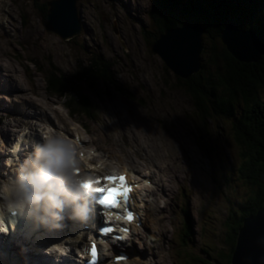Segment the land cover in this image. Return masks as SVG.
<instances>
[{"label": "rangeland", "instance_id": "1", "mask_svg": "<svg viewBox=\"0 0 264 264\" xmlns=\"http://www.w3.org/2000/svg\"><path fill=\"white\" fill-rule=\"evenodd\" d=\"M48 1L0 0V79L21 87L35 103L76 119L94 142L108 150L124 145L128 156L138 160L147 155L136 144L142 140L147 149L166 157L169 150L178 153L181 168L191 178L183 192L192 204V217L189 225L183 221L179 194L160 225L162 237L152 264H205L207 260L221 264L219 253L230 249L228 214L253 190L239 176L246 148L237 140L233 120L214 114L203 124L197 118L184 83L153 50L158 24L151 17V0H77L82 28L68 38L46 29ZM203 45L205 74L216 75L225 45L216 30L203 34ZM98 56L112 64L119 88L102 80L79 81L82 66ZM54 67L68 79L67 95H53L47 89V76ZM2 92V97L11 94ZM79 93L92 103L94 117L90 110L81 113L78 105L67 108L66 101ZM256 97L248 104L240 98L236 115L249 113L256 100L264 102V90ZM9 126L6 121L4 128ZM210 169H218V178ZM173 185L176 189L177 181ZM185 232H191L187 245Z\"/></svg>", "mask_w": 264, "mask_h": 264}, {"label": "trees", "instance_id": "2", "mask_svg": "<svg viewBox=\"0 0 264 264\" xmlns=\"http://www.w3.org/2000/svg\"><path fill=\"white\" fill-rule=\"evenodd\" d=\"M151 5V17L158 24L155 39L163 30L176 27L183 20L199 21L207 32L216 30L219 37L227 22L232 21L240 28L252 29L264 39V0H151ZM45 6L47 12L48 4ZM223 50L220 58L222 64L216 62V75L208 77L205 74L206 65L202 62L200 71L187 79L179 80L192 97L197 118L203 124H207L214 114L232 119L237 140L246 148L242 153L244 160L238 172L253 190L244 202L230 210L227 220V243L230 249L227 253H219L221 264H231L244 219L255 214L262 207L264 199V102L256 100L252 107L262 110L258 120L253 119L248 111L246 115L241 113L240 116L235 113V106L240 98L248 104L250 100L257 99L258 91L264 90V56L258 62L245 63L234 58L225 46ZM56 70L54 67L48 74L47 88L57 95H67L71 90L68 79ZM78 79L86 82L102 80L119 88L112 64L101 56L92 57L89 64L82 66ZM74 97L69 99L72 105L81 106L87 101L80 93ZM183 242L184 245L189 244L187 236ZM205 262L208 264V260Z\"/></svg>", "mask_w": 264, "mask_h": 264}, {"label": "clouds", "instance_id": "3", "mask_svg": "<svg viewBox=\"0 0 264 264\" xmlns=\"http://www.w3.org/2000/svg\"><path fill=\"white\" fill-rule=\"evenodd\" d=\"M80 175L78 148L63 133L50 131L33 145L14 178L0 184V231L5 220L23 218L36 231H62L66 220L86 223L93 210V192ZM47 252L57 259L66 254L60 245Z\"/></svg>", "mask_w": 264, "mask_h": 264}, {"label": "water", "instance_id": "4", "mask_svg": "<svg viewBox=\"0 0 264 264\" xmlns=\"http://www.w3.org/2000/svg\"><path fill=\"white\" fill-rule=\"evenodd\" d=\"M77 0H50L44 25L63 38L78 34L81 23ZM206 29L198 21L165 29L153 44V50L179 77L189 78L202 68L203 34ZM221 40L238 61L258 62L264 56V39L252 29L239 28L228 21ZM231 264H264V199L258 211L246 217L239 229Z\"/></svg>", "mask_w": 264, "mask_h": 264}, {"label": "snow or ice", "instance_id": "5", "mask_svg": "<svg viewBox=\"0 0 264 264\" xmlns=\"http://www.w3.org/2000/svg\"><path fill=\"white\" fill-rule=\"evenodd\" d=\"M51 129L48 130V132H50ZM48 132H45L44 135L46 136L48 134ZM105 179L109 180V181H113L115 179H119V181L121 182V189H115V188H112V189H105V188H101V187H96V188H93V184H98L100 181L99 180H89L88 183H87V187H89L93 194H100V193H107L103 198H98L97 199V203L99 205H101L102 207L104 208H111V207H115V198L119 195H123L125 198L128 197L129 193L131 192V188L127 187L126 184H125V177L124 176H120V177H106ZM129 221L133 218L131 213H129V215L126 217ZM5 226L7 227V232L10 230V225L8 224V221L5 220L4 222ZM104 233H108V232H111L112 229L111 228H104L102 230ZM123 231L125 233L128 232V229H123ZM0 233H5L3 231H0ZM119 239V237H118ZM91 253H92V256L95 258L97 253H96V246L95 244L92 245V249H91ZM121 259H124L122 257H117V261L119 262V260ZM92 264H95V259L93 260Z\"/></svg>", "mask_w": 264, "mask_h": 264}, {"label": "flooded vegetation", "instance_id": "6", "mask_svg": "<svg viewBox=\"0 0 264 264\" xmlns=\"http://www.w3.org/2000/svg\"><path fill=\"white\" fill-rule=\"evenodd\" d=\"M260 113H262V110L260 108L258 110H252L249 112L251 117L255 120H258L260 118Z\"/></svg>", "mask_w": 264, "mask_h": 264}, {"label": "bare ground", "instance_id": "7", "mask_svg": "<svg viewBox=\"0 0 264 264\" xmlns=\"http://www.w3.org/2000/svg\"><path fill=\"white\" fill-rule=\"evenodd\" d=\"M25 249H28V248H25ZM3 253H5V251H3ZM2 260H3V262L0 261V264H4V263H6L8 261V259L5 256H2Z\"/></svg>", "mask_w": 264, "mask_h": 264}]
</instances>
